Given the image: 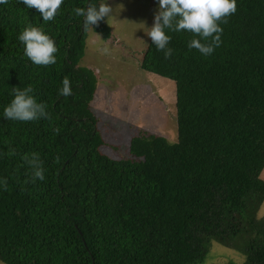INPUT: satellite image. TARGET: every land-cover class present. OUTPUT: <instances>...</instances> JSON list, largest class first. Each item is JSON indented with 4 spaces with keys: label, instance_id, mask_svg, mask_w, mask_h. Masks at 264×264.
Segmentation results:
<instances>
[{
    "label": "trees",
    "instance_id": "trees-1",
    "mask_svg": "<svg viewBox=\"0 0 264 264\" xmlns=\"http://www.w3.org/2000/svg\"><path fill=\"white\" fill-rule=\"evenodd\" d=\"M89 2L64 0L46 23L21 0L0 5V260L198 264L216 240L264 264V0H237L207 56L187 47L190 32L169 33L168 58L149 38L139 65L175 82L177 139L141 131L121 159L100 150L95 77L78 64L91 28L72 10ZM29 23L54 40L55 64L23 55L17 35ZM93 31L110 36L104 20ZM65 76L69 96L58 93ZM28 85L49 118L4 119L11 88Z\"/></svg>",
    "mask_w": 264,
    "mask_h": 264
},
{
    "label": "rangeland",
    "instance_id": "rangeland-1",
    "mask_svg": "<svg viewBox=\"0 0 264 264\" xmlns=\"http://www.w3.org/2000/svg\"><path fill=\"white\" fill-rule=\"evenodd\" d=\"M113 8L105 23L110 36L89 29L79 65L91 70L95 91L91 101L103 143L111 158H130V139L141 131L177 139L175 82L139 65L149 37L155 0H105ZM264 180V167L260 172ZM264 217V200L256 212ZM243 252L216 240L198 264H244Z\"/></svg>",
    "mask_w": 264,
    "mask_h": 264
},
{
    "label": "clouds",
    "instance_id": "clouds-1",
    "mask_svg": "<svg viewBox=\"0 0 264 264\" xmlns=\"http://www.w3.org/2000/svg\"><path fill=\"white\" fill-rule=\"evenodd\" d=\"M26 8H35L46 23L54 20L64 0H21ZM8 0H0V5H6ZM152 24L146 35L151 44L158 51H163L164 57L172 55L169 33L190 32L192 38L187 41L189 49H196L200 54L210 55L221 44V23H226L227 17L237 11V0H155ZM73 14L82 17V26L85 29L98 25L101 20L112 16L113 8L105 2H90L83 7L73 8ZM17 40L23 45V55L34 65L47 66L55 64L58 49L54 40L45 31L43 24L26 25L17 35ZM58 93L63 96L72 94L71 81L67 76L62 78ZM11 100L3 106L2 117L8 120L35 121L40 118H49L46 105L38 101L33 95L31 85L23 88H11ZM33 169V180L44 179V169L38 154L32 153L25 157ZM0 186H4L0 181ZM0 264H5L0 260Z\"/></svg>",
    "mask_w": 264,
    "mask_h": 264
}]
</instances>
